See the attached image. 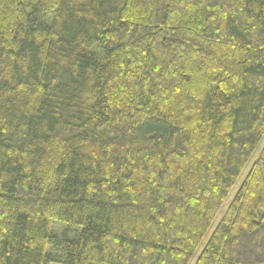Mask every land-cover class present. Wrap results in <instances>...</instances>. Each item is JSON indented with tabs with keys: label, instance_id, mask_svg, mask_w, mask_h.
<instances>
[{
	"label": "trees",
	"instance_id": "16d2710c",
	"mask_svg": "<svg viewBox=\"0 0 264 264\" xmlns=\"http://www.w3.org/2000/svg\"><path fill=\"white\" fill-rule=\"evenodd\" d=\"M263 138L264 0H0V264H190ZM195 264H264V147Z\"/></svg>",
	"mask_w": 264,
	"mask_h": 264
},
{
	"label": "rangeland",
	"instance_id": "374dc122",
	"mask_svg": "<svg viewBox=\"0 0 264 264\" xmlns=\"http://www.w3.org/2000/svg\"><path fill=\"white\" fill-rule=\"evenodd\" d=\"M264 147V138L262 139V142L260 143L259 147H258V150L256 151V156L254 157V159L252 160L253 162L256 160V157L257 155L259 154V152L262 150V148ZM250 162L248 164V166L246 167L245 171L242 173V175L240 176L236 186L234 187V189L232 190L230 196L228 197L227 201L225 202L222 210L220 211L217 219L215 220L212 228L210 229V231L208 232V234L206 235V237L204 238L202 244L200 245L198 251L196 252L194 258L192 259L191 263L190 264H195L196 260L198 259L199 255L201 254L204 246L206 245V243L208 242L209 238L211 237L212 233L214 232L216 226L218 225V223L220 222L224 212L226 211V209L228 208V206L230 205V203L233 201L235 195L237 194L239 188L241 187V185L243 184L245 178L247 177L249 171H250V168L253 164V162ZM67 230L69 235L71 237L75 236L76 234H78L81 229H69L68 226L64 223H57L54 225V229H53V232L54 234H57V235H60L63 231ZM51 246H48L47 247V251H51ZM53 264H57V263H53Z\"/></svg>",
	"mask_w": 264,
	"mask_h": 264
}]
</instances>
